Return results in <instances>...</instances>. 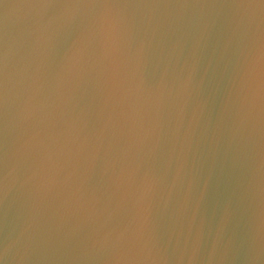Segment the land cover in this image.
<instances>
[{
    "label": "water",
    "instance_id": "obj_1",
    "mask_svg": "<svg viewBox=\"0 0 264 264\" xmlns=\"http://www.w3.org/2000/svg\"><path fill=\"white\" fill-rule=\"evenodd\" d=\"M59 11L0 0V264H264L261 7Z\"/></svg>",
    "mask_w": 264,
    "mask_h": 264
},
{
    "label": "snow or ice",
    "instance_id": "obj_2",
    "mask_svg": "<svg viewBox=\"0 0 264 264\" xmlns=\"http://www.w3.org/2000/svg\"><path fill=\"white\" fill-rule=\"evenodd\" d=\"M69 0H38V3L43 5L46 10H50L53 17L60 18L62 13L59 11L61 5L68 3ZM71 2L83 6L86 9V17H101L104 16L114 5L118 3H126L128 0H71ZM243 4L259 5L264 12V0H240ZM242 43L249 47L257 41V35L253 30V25L249 22L246 25L240 26ZM261 44V52L264 54V20H262L261 31L259 34ZM5 63L2 54H0V106L5 103L6 89L4 84Z\"/></svg>",
    "mask_w": 264,
    "mask_h": 264
}]
</instances>
